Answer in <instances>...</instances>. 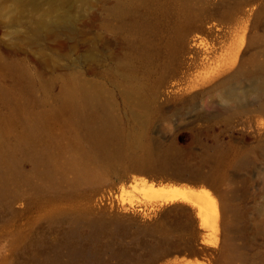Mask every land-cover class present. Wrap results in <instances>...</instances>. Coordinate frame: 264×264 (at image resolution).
Returning <instances> with one entry per match:
<instances>
[{
  "label": "rangeland",
  "instance_id": "rangeland-1",
  "mask_svg": "<svg viewBox=\"0 0 264 264\" xmlns=\"http://www.w3.org/2000/svg\"><path fill=\"white\" fill-rule=\"evenodd\" d=\"M27 1L0 0V264H264V0H55L51 32ZM159 179L211 191L200 252L155 261L191 232L140 224Z\"/></svg>",
  "mask_w": 264,
  "mask_h": 264
},
{
  "label": "bare ground",
  "instance_id": "bare-ground-1",
  "mask_svg": "<svg viewBox=\"0 0 264 264\" xmlns=\"http://www.w3.org/2000/svg\"><path fill=\"white\" fill-rule=\"evenodd\" d=\"M15 2L19 11H21L22 8L27 9L29 12L32 10L39 11V8L37 7L38 4L35 2H28L27 0H15ZM68 19L67 14L62 11V7L58 6L55 0H49L48 6L45 7L39 15L34 17L32 22L34 28L44 29L47 32H51L56 30V27L60 23L66 22ZM84 96L94 100L101 98L102 93L97 89H89L88 87H85ZM72 98L73 96L70 97L69 101H71ZM143 137V135H135L134 141L130 139V142H133L135 145L147 144L145 143ZM160 180L162 179H159L158 182H150V187L147 191L151 197L156 199L154 206L152 208L149 207V209H151L150 211H153V214L150 213L153 215L152 217L159 212L157 209L161 208V206L183 202L188 204L190 209H183L182 212L188 215L189 218L194 217L197 219L198 227L206 230L204 235L207 236L211 232L218 231L220 212L218 204L215 199L211 197V191L209 189L203 187L202 185L194 186L184 182H165ZM140 215L145 217L142 213H140ZM177 216H180V214ZM164 221L165 220L162 222ZM192 228L191 222V232L189 236L194 234V230ZM173 246L174 245L165 244L163 242V248L160 250L157 258L161 257Z\"/></svg>",
  "mask_w": 264,
  "mask_h": 264
},
{
  "label": "water",
  "instance_id": "water-1",
  "mask_svg": "<svg viewBox=\"0 0 264 264\" xmlns=\"http://www.w3.org/2000/svg\"><path fill=\"white\" fill-rule=\"evenodd\" d=\"M163 137L166 139H170L171 135L165 133ZM174 144L176 146H179V148H181V150L186 153L195 154L198 153L200 150V146L194 141L178 143L175 140ZM117 162H119V165H117V167H115L113 171L115 181L118 176H128L127 169L122 166L124 162H127L129 164H135L138 166L137 170L145 172H150V169H152L153 166L150 159H117ZM178 178H180L179 180H182V178L184 177ZM183 209H190V206L183 202H177L165 206L152 218H144L140 214H137L136 217L141 225L146 226L148 228H157L163 220L171 219L174 215H179V212H181V210ZM190 220L192 222V229L194 230V234L191 236H175L163 239V242L165 244H171L174 246L167 252H165V254H163L161 257L156 258L155 261H158L161 258L167 257L175 253L195 254L201 251L200 238L202 229L198 227V221L196 218L192 217Z\"/></svg>",
  "mask_w": 264,
  "mask_h": 264
}]
</instances>
